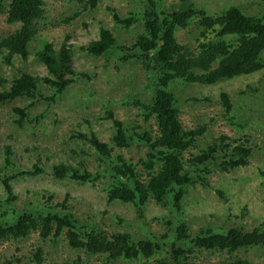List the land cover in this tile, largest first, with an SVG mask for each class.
Here are the masks:
<instances>
[{"label": "trees", "instance_id": "obj_1", "mask_svg": "<svg viewBox=\"0 0 264 264\" xmlns=\"http://www.w3.org/2000/svg\"><path fill=\"white\" fill-rule=\"evenodd\" d=\"M68 1L82 4L86 11L98 2ZM112 12L113 20L126 28L137 20L133 14L120 17ZM2 13L7 23L18 24L12 32L0 36V57L10 66L13 56L22 59L29 56V44L36 37L37 22L43 18L45 9L42 0H0ZM139 15L143 31L135 36L121 61H139L155 79L154 90L147 101L131 102L139 109L137 117L141 124L133 121L125 124L107 110L104 117L110 120L114 129L108 142H101L92 131L71 134L74 146L70 148V154L50 163L46 162L49 158L47 146L37 144L34 150L24 148L25 155L36 153L30 167L22 164V153L13 144H0V183L4 194L0 197V207L4 208L0 211V240L25 238L34 232L42 240L64 236L69 247L103 256L104 261L100 264H115L120 259L126 264L138 258H142V262L137 264L148 261L151 264H200L198 251L225 253L226 257L219 264H253L235 253L252 247L264 249V224L250 229L201 228L192 234L186 223L180 221L174 227L175 236L169 237L170 230H167L161 235L160 242L147 237L133 239L127 232L107 231L97 223L78 218L74 207L68 203V192L60 201H53L54 194H49L43 202H29L21 211L14 207L17 195L12 182L21 177L48 173L56 181L95 183L100 170L96 169L94 173L88 170L81 158L92 153H88L83 145L92 148L96 161L103 163L104 179H108L104 186L106 202L128 203L139 213L150 201L161 206L171 204L179 209L188 185L206 186L211 170L229 172L249 163L253 147L245 133L234 137L219 132L200 147L197 142L204 137L207 125H183L170 86L178 81L211 85L262 69L264 6L258 13L250 14L229 5L222 12L211 15L187 0L172 2L165 9L157 8L155 0H142ZM190 24L200 29L201 36L205 31L214 32V40L199 39L192 48L180 43L177 31ZM67 38L64 37L58 49L46 41L35 51L36 59L46 69L43 76L21 70H13L10 79L0 75V104L16 99L55 102L72 83L88 81L91 76L71 64L73 50L72 45L67 44ZM80 49L94 57H107L118 49V45L110 29L101 26L97 38L89 40ZM43 90L50 94L46 95ZM218 96L224 117L235 119L231 115L232 102L228 93L221 91ZM34 102L12 108L18 128L26 121V111ZM79 139L82 143L78 144ZM131 145L144 148V154L136 161L125 158L121 151ZM8 169L12 172L8 173ZM163 249L165 252L161 254ZM29 263L44 264V251L40 246L31 251ZM62 264L91 263L78 257Z\"/></svg>", "mask_w": 264, "mask_h": 264}, {"label": "rangeland", "instance_id": "obj_2", "mask_svg": "<svg viewBox=\"0 0 264 264\" xmlns=\"http://www.w3.org/2000/svg\"><path fill=\"white\" fill-rule=\"evenodd\" d=\"M44 16L37 22L38 32L29 44L30 54L26 59L12 57V64L6 65L0 57V75L10 79L13 70H21L43 76L46 69L35 56V51L44 42H50L58 49L64 37L67 44L72 45L71 64L78 70L88 73V81L79 80L72 83L65 94L55 102L32 99L19 100L0 104V144L10 142L22 153V164L30 167L35 152L28 155L24 148L34 150V146H47L49 158L47 163L65 158L74 146L71 134L92 131L101 142H108L114 133L110 120L104 116L111 110L114 116L125 124L136 122L138 110L131 104L134 100L147 101L154 90V76L139 61L123 62L121 58L125 50L130 48L137 34L143 31L139 11L142 0H98L91 10H84L83 5L68 0H42ZM179 0H155L156 7L167 8L172 2ZM203 7L209 14L222 12L227 6H238L250 14L258 13L264 6V0H187ZM263 5V6H262ZM112 11L120 17L136 15L135 23L124 27L117 24ZM110 29L116 38L118 49L107 57H94L87 54L80 46L97 38L99 27ZM17 23H7L5 14H0V36L12 32ZM177 40L190 48L197 40L206 38L214 40V32L205 31L190 24L176 33ZM124 46L125 49H121ZM264 64V51L261 53ZM264 65L262 69L238 75L231 79H223L211 85L185 84L181 81L173 83L170 90L174 93L176 106L181 122L186 127L206 124L204 137L197 142L204 147L219 132L229 136H240L245 133L250 137L253 147L249 163L242 168L229 172L211 170L207 175V185L199 183L186 187L185 195L179 209L171 204L161 206L153 201L145 204L141 212L128 203H107L104 186L108 179L102 171L103 163H98L92 154L81 159L87 164L88 170L94 173L100 170V177L95 183L79 184L71 180L56 181L48 173L25 176L13 180L12 187L17 195L14 207L21 211L27 203L43 202L49 194H54L53 201H60L64 193L70 197L68 203L74 207L76 216L98 224L107 231L127 232L133 239L151 238L161 242V235L170 230L175 236L174 227L183 221L189 233L201 228L216 230L220 227H242L250 229L264 224ZM44 91V90H43ZM228 93L232 102L231 115L235 119H226L219 104V92ZM44 93L50 94L48 90ZM195 98V99H194ZM34 102L27 109V119L21 128L14 122L16 115L12 108ZM228 118L230 117L227 116ZM78 144L82 140H77ZM117 150V149H116ZM125 158L136 161L144 154V148L131 145L122 149ZM115 153V151H114ZM43 161L44 158H42ZM1 162V158H0ZM10 168V167H9ZM12 169H8L11 173ZM2 175V172H0ZM221 192V193H220ZM44 197H42V195ZM221 194V195H220ZM0 183V197H3ZM4 208L0 207V211ZM169 222V223H168ZM174 232V234H173ZM40 246L44 251V264H62L80 258L91 264H100L103 256L87 254L82 249L68 246L65 237L56 240H42L38 233H30L25 238L16 240H0V264H31V251ZM165 249H163V254ZM236 255L249 259L253 264H264V249L252 247L241 249ZM200 264H219L225 253L198 251ZM142 258L128 261L126 264L141 263ZM125 264L124 260L116 261ZM115 263V264H116ZM151 264V261L145 262Z\"/></svg>", "mask_w": 264, "mask_h": 264}]
</instances>
